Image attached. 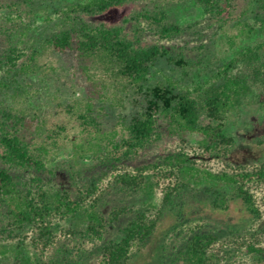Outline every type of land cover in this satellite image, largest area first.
Instances as JSON below:
<instances>
[{
    "label": "trees",
    "instance_id": "obj_1",
    "mask_svg": "<svg viewBox=\"0 0 264 264\" xmlns=\"http://www.w3.org/2000/svg\"><path fill=\"white\" fill-rule=\"evenodd\" d=\"M141 1H149L152 7L132 14L122 25L96 24L88 20ZM189 1L195 2L207 17L218 22L231 15L235 7L234 0L73 2L67 7L64 20L67 26L51 33L45 40L46 45L61 53L77 52L81 58L125 82L145 98L144 111L132 118L126 135L120 139L109 138L105 146L100 137L101 125L92 115L91 108L76 117L81 124L82 137L73 141L75 158L82 160L88 151H92L97 163L95 167L100 171L75 198L68 192L53 191L45 181L55 174L48 167V160L51 152L59 148L61 139L66 137L73 111L68 110L65 118L48 129L40 140L28 136L30 125L25 114L0 99V209L4 210L0 226V264H86L85 245L104 241L109 224L119 222L129 212L126 208L114 209L107 218L101 209L100 198L95 196L99 183L117 171L114 176L116 187L131 193L144 192L149 185L144 174L148 167L137 169L136 174L123 168L127 161L165 135L198 134L201 136L198 145L205 152L217 157L233 152L236 143L228 134V120L253 95L254 80L264 81V42L261 46L249 47L238 59L225 64L215 81L206 87L178 91L170 84L148 85L151 68L158 60L165 58L177 66H185L187 62L183 57H172L166 46L141 45L140 35L146 28L162 40L172 41L179 37L182 28L172 21L169 12ZM255 1V21L264 33V0ZM19 3L34 12L37 0H19ZM129 23L133 25L131 32L126 29ZM10 33L12 36V31ZM38 54L34 51L27 55L11 40L7 51L0 55V73L5 76L2 87L10 89L18 83L20 76L34 70ZM239 63L250 69L253 80L237 70ZM165 162L176 168L185 181L195 173L187 154L167 157ZM206 175L210 182L207 192L217 209H227L234 201L248 215L262 219L263 212L251 186L264 185V165L252 171ZM185 184L183 181L167 188L162 208L174 206L176 194L186 188ZM159 223V215L153 217L148 210L139 211L120 230L118 237L97 249L96 260L91 264H129L158 230ZM61 234L79 238L75 247L61 248L53 257L44 259ZM256 236H264V229ZM254 238L247 247L264 264V249L258 247V237ZM220 240L212 233H195L185 245L180 259L184 264H220V256L215 252Z\"/></svg>",
    "mask_w": 264,
    "mask_h": 264
},
{
    "label": "rangeland",
    "instance_id": "obj_2",
    "mask_svg": "<svg viewBox=\"0 0 264 264\" xmlns=\"http://www.w3.org/2000/svg\"><path fill=\"white\" fill-rule=\"evenodd\" d=\"M85 1L37 0L34 12H31L19 0H0V55L7 51L11 40L27 55L34 51L39 53L34 62L35 69L20 76L18 83L10 89L2 87L5 76L0 73V99L25 114L30 125L28 136L40 140L48 129L65 118L68 110L73 111L66 137L61 139L59 148L51 152L48 160V167L55 174L45 180L53 191L68 192L73 198L100 171L95 167L97 163L92 151H88L82 160L75 158L73 141L82 137L81 124L76 117L91 108L92 115L101 125L100 137L105 146L109 138L125 136L132 118L141 114L145 106L144 96L84 60L77 52L61 53L46 45L45 40L51 33L67 26L64 20L68 5ZM14 3L17 7L12 6ZM234 6L232 14L223 22L207 17L193 1L174 7L169 15L183 33L172 41L160 39L144 26L141 45L166 46L172 57H183L187 62L185 66H177L165 58L158 60L151 68L148 85L170 84L178 91H195L214 82L218 71L238 59L249 47L263 45L264 33L255 21L256 1L234 0ZM147 7H152L149 1L131 3L88 20L96 24L122 25L126 18ZM126 29L131 32L132 23L127 24ZM262 56L264 60V53ZM237 70L253 80L252 72L244 63H239ZM253 87V95L228 120V134L236 143L231 154L217 157L205 152L198 145L201 139L198 134L165 135L127 161L123 168L136 174L137 169L148 167L144 174L149 185L144 192L131 193L116 187L114 176L117 171L99 183L95 196L100 198L101 209L107 218L114 209L126 208L129 212L119 222L109 224L104 241L85 245L86 264L94 263L97 249L118 237L136 213L144 210H148L150 216L159 215V227L129 264H184L180 259L181 252L195 233H212L220 237L215 246L220 264H263L249 252L247 244L258 237V247L264 249V236H256L264 229V185L251 186L263 212L262 219L257 220L232 200L229 208L217 209L207 192L210 182L206 175L252 171L264 165V81L254 80ZM180 153L189 156L195 169L194 175L186 181L176 168L165 162L167 157ZM183 181L186 188L176 194L174 206L162 208L167 188ZM3 212L0 209V226ZM78 239L59 235L44 259L53 257L61 248H74Z\"/></svg>",
    "mask_w": 264,
    "mask_h": 264
}]
</instances>
